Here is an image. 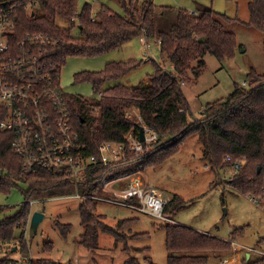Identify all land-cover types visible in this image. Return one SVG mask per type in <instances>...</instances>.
Here are the masks:
<instances>
[{
  "label": "trees",
  "instance_id": "16d2710c",
  "mask_svg": "<svg viewBox=\"0 0 264 264\" xmlns=\"http://www.w3.org/2000/svg\"><path fill=\"white\" fill-rule=\"evenodd\" d=\"M18 1L20 7L14 12L17 30L21 35L43 32L57 38L60 45L55 59L62 66L69 57L99 56L144 34L161 40L162 61L164 65H172L169 71L163 69L164 65L155 63V70L149 75L147 83L140 81L130 85L120 79L139 62L112 61L102 70L76 74L77 82L90 81L98 94L104 92L94 103L75 94H65L84 155L98 157L95 165L85 172L84 182L79 185L83 194L80 204L84 228L80 243L83 247L90 251L100 249L101 233H110L117 245L122 243L123 250L130 254L121 264H144L137 255H131L128 240L121 230L134 224L137 218L120 219L115 226L108 224L106 215L96 212L100 200L98 196L116 197L104 190L107 179L159 166L177 153L192 134L198 135L203 159L214 171L233 168L237 161L245 158L246 162L230 177V184L239 192L264 202V74L253 69L249 72L251 82L248 85L236 84L228 97L208 103L202 115L194 121L190 118L191 106L182 86L183 83L197 81L205 68L207 54H213L220 60L234 56L239 46L237 35L227 30L222 22V19L230 20L229 16L211 7L201 12L180 8L173 25L164 29L158 22V6L151 0H117L123 13L106 4L95 11L89 1L83 4L80 11L79 0H37L31 5H27L30 0ZM248 5L249 19L242 22L260 29L264 34V0H250ZM59 20L69 21L71 26L64 27ZM74 27L79 32L75 33ZM195 61L197 64H194ZM134 107L139 110L144 123L158 134V140L146 146L142 153L132 152L127 140L131 130L139 132L141 127L136 115L126 116V111ZM5 113L6 109L0 105V120L5 118ZM12 141L11 131L0 130V193L8 195L19 187L25 202L16 214L10 216L6 213L11 207L0 205V214L5 215L0 220V249L3 243L19 240L18 244L15 243L19 249L15 251L27 253L29 249L24 233L31 223L32 201L56 195H73L76 186L65 175L46 170L24 174ZM107 141L124 143L125 157L105 164L99 147ZM186 204L181 195L174 193L164 213L170 218L173 211H179ZM59 225L63 234L68 235L71 225L60 222ZM161 226L166 232L167 264H209L212 254L220 258L232 250L230 241L176 221H166ZM20 228L22 232L18 236L16 230ZM129 236L137 240L148 237L149 233L137 232ZM45 246L46 251L53 250L51 242ZM145 249L148 250L142 247L138 251ZM9 250L13 251L12 248ZM145 260L155 264L149 255ZM17 261L10 256L0 257V264H16ZM25 264L63 263L52 257H42ZM242 264H264V256L253 261L244 259Z\"/></svg>",
  "mask_w": 264,
  "mask_h": 264
},
{
  "label": "rangeland",
  "instance_id": "374dc122",
  "mask_svg": "<svg viewBox=\"0 0 264 264\" xmlns=\"http://www.w3.org/2000/svg\"><path fill=\"white\" fill-rule=\"evenodd\" d=\"M86 1L93 4L95 11H98L102 4H106L123 13L117 0H79V11ZM151 1L158 6V22L164 29L173 25L180 8L201 12L211 7L230 17V20L222 19V22L227 30L237 35L239 46L233 57L220 60L213 54H207L205 68L197 81L183 83V91L191 106V119L199 118L208 103L228 97L235 90L236 84L242 85L244 81H248V85L251 82L249 72L253 69L264 74V34L260 29L242 22L249 19L250 0ZM59 22L64 27L71 26L69 21ZM73 31L77 33L79 29L74 27ZM156 39L150 38V48L141 37H135L119 48L99 56L69 57L61 71L65 94H75L94 103L98 97L94 85L90 81L77 82L76 74L86 70H102L112 61L139 62L120 81L132 84L144 80L147 82L149 75L155 70V63L164 65L161 48ZM194 64H197V61ZM114 82L115 80L111 83ZM99 114L97 111V115ZM234 172L230 167L214 171L206 164L202 143L197 134H192L177 153L159 166L143 171L149 186L160 194L171 196L177 193L187 201L182 209L173 211L171 219L168 217L169 219L162 220L108 200H98L96 212L105 214L106 222L112 226L123 218H137L134 224L121 230L126 235L131 255H137L144 264H150L145 260L147 255L151 256L155 264H167L169 252L165 243L166 232L161 226L166 221H176L230 241L232 250L220 258L212 254L209 264H242L244 259L257 260L264 256V202L259 198L254 200L234 188L230 184V177ZM20 186L25 188L22 183ZM81 201L82 199L74 194L34 200L31 217L33 212L41 211L44 213V219L36 233L32 232L31 223L25 230L29 251H15L19 249L15 244H18L19 240H16L3 243L0 257L10 256L17 259L16 264L37 261L42 257H52L63 264L73 261L77 264H121L130 254L123 250L122 243L117 245L112 234L101 233L100 249L96 251H90L80 243L84 230L80 212ZM24 202L25 196L19 187H15L8 195L0 193V205L11 207L6 213L9 216L16 214ZM134 204L139 205L137 201ZM4 217V214H0V220ZM59 222L71 225L68 235L63 234ZM21 232V228L17 229L16 235L19 236ZM137 232H147L149 236L137 240L129 236ZM49 242L53 246L51 252L45 250V245ZM142 247H147L148 250L138 251ZM10 248L13 251L9 250Z\"/></svg>",
  "mask_w": 264,
  "mask_h": 264
},
{
  "label": "built area",
  "instance_id": "2783aa9c",
  "mask_svg": "<svg viewBox=\"0 0 264 264\" xmlns=\"http://www.w3.org/2000/svg\"><path fill=\"white\" fill-rule=\"evenodd\" d=\"M36 1L30 0L27 5ZM18 7V0L0 2V105L6 109L5 118L0 120V130L13 133L12 148L20 157L24 174L46 170L65 175L76 186L74 195L82 199L79 185L98 157L84 155L79 133L71 121V111L61 83L62 65L55 59L60 41L43 32L21 35L14 17ZM140 37L150 48V38L145 34ZM156 41L161 48V40ZM163 69L170 71L172 65H164ZM247 83L244 81L242 85ZM98 95L101 97L104 92ZM132 115L138 117L144 128L145 140L140 139L139 132L131 130L127 134L129 149L142 153L146 146L158 140V134L144 123L136 107L126 111V116ZM125 147L124 143H102L99 147L102 161L106 164L124 158ZM245 162V158L237 161L234 171ZM104 189L116 197L98 196L100 200L135 208L162 220L169 219L164 213L169 198L149 186L140 170L107 179ZM136 201L139 205L134 204Z\"/></svg>",
  "mask_w": 264,
  "mask_h": 264
},
{
  "label": "water",
  "instance_id": "95a60500",
  "mask_svg": "<svg viewBox=\"0 0 264 264\" xmlns=\"http://www.w3.org/2000/svg\"><path fill=\"white\" fill-rule=\"evenodd\" d=\"M139 134H140V139L142 141H144L145 140V133H144L143 127H140ZM259 170H260V167H259ZM43 219H44V213L43 212H41V211L33 212L32 217H31V229H32L33 233L37 232L38 226Z\"/></svg>",
  "mask_w": 264,
  "mask_h": 264
},
{
  "label": "crops",
  "instance_id": "0c3cea01",
  "mask_svg": "<svg viewBox=\"0 0 264 264\" xmlns=\"http://www.w3.org/2000/svg\"><path fill=\"white\" fill-rule=\"evenodd\" d=\"M144 82L147 83L146 80H144ZM125 83H128V84L132 85V83H129V82H125ZM167 197L170 198L171 196H167Z\"/></svg>",
  "mask_w": 264,
  "mask_h": 264
}]
</instances>
